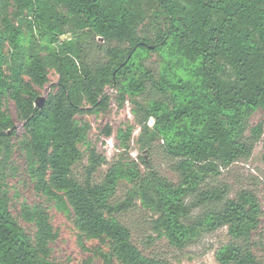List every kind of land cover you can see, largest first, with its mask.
Segmentation results:
<instances>
[{"label":"trees","instance_id":"trees-1","mask_svg":"<svg viewBox=\"0 0 264 264\" xmlns=\"http://www.w3.org/2000/svg\"><path fill=\"white\" fill-rule=\"evenodd\" d=\"M96 51L100 58H93ZM154 53L157 71L147 65ZM48 68L58 75L55 92L38 107ZM106 87L119 107L132 106L141 149L162 142L177 183L150 166L141 173L133 161L95 181L106 160L88 146L89 127L75 116L107 110ZM6 98L15 104L40 190L69 206L81 235L108 241L111 259L170 264L143 256L119 219L139 199L170 245L182 248L226 228L229 241L216 251L217 261L262 264L251 236L264 206L252 190L229 197L218 177L248 160L263 134L250 117L264 111V0H0V264H49L54 235L47 213L27 212L35 227L30 237L8 209L1 166L15 125ZM79 146L88 151L83 179L73 172L82 160ZM123 181L129 187L120 201Z\"/></svg>","mask_w":264,"mask_h":264},{"label":"rangeland","instance_id":"rangeland-1","mask_svg":"<svg viewBox=\"0 0 264 264\" xmlns=\"http://www.w3.org/2000/svg\"><path fill=\"white\" fill-rule=\"evenodd\" d=\"M13 11L8 4L7 15ZM16 23L15 21H12ZM102 43V40L96 39ZM91 43V41H89ZM46 53L42 52L44 56ZM96 51L93 58H100ZM148 67L155 71L159 69L160 59L157 54L151 55L147 61ZM48 82L43 88L37 89L39 96L48 98L54 93L52 85L58 80V75L52 68H48ZM105 93L110 98L109 107L104 112L87 113L75 116L76 123L87 125V142L97 155L104 157L102 164L94 174L95 181H100L113 165L136 163L139 171L145 173L148 166L169 182L177 183L178 177L171 170L168 160L161 147V141H154L151 149H141L138 142L140 127L135 122L132 106L128 101L118 106L116 93L106 87ZM85 108L89 106L87 104ZM4 110L12 118L15 125V136L9 142L11 151L9 160L2 164L1 173L3 185L8 197V209L16 222L32 237L35 233L34 223L26 219L27 212L40 207L48 215L53 231V238L47 243L49 249V264H122L109 256V243L106 240L89 239L80 234L74 226L71 209L64 202L40 190L37 179L30 173L27 159L21 141L23 126L17 118L14 102L10 98L4 100ZM261 122L263 134L256 144L251 157L239 161L227 169H222L218 182L230 189L229 197L235 196L240 190H252L264 206V111L256 110L250 117V126ZM154 120L148 121L152 127ZM107 131L110 132L107 135ZM124 136H123V135ZM82 160L73 167L74 174L83 179L87 166V146H79ZM129 185L124 181L119 184L116 194L120 201L126 196ZM134 206L119 216L120 221L130 230L131 241L145 257L165 260L170 264H220L216 259V251L228 243L227 229L221 228L213 233L201 235L195 242L179 248L169 244L166 237L159 234L153 227L152 221L156 216L145 208L139 199L133 201ZM255 244L254 252L258 260L264 264V216L259 219V226L251 236Z\"/></svg>","mask_w":264,"mask_h":264},{"label":"water","instance_id":"water-1","mask_svg":"<svg viewBox=\"0 0 264 264\" xmlns=\"http://www.w3.org/2000/svg\"><path fill=\"white\" fill-rule=\"evenodd\" d=\"M65 39L70 40V39H71V36L68 35L67 37H64V36H61V37H60V40H61V41L65 40ZM44 100H45L44 97H38V98L36 99V104H35V105L38 106V107H42V105H43V103H44Z\"/></svg>","mask_w":264,"mask_h":264}]
</instances>
